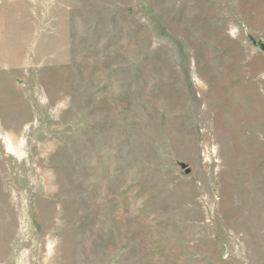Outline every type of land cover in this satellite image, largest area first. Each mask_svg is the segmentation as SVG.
I'll use <instances>...</instances> for the list:
<instances>
[{
	"label": "rangeland",
	"instance_id": "374dc122",
	"mask_svg": "<svg viewBox=\"0 0 264 264\" xmlns=\"http://www.w3.org/2000/svg\"><path fill=\"white\" fill-rule=\"evenodd\" d=\"M260 44L264 0H0V264H264Z\"/></svg>",
	"mask_w": 264,
	"mask_h": 264
},
{
	"label": "water",
	"instance_id": "95a60500",
	"mask_svg": "<svg viewBox=\"0 0 264 264\" xmlns=\"http://www.w3.org/2000/svg\"><path fill=\"white\" fill-rule=\"evenodd\" d=\"M260 47L262 48V49H264V47L260 44ZM186 173H188V170H186Z\"/></svg>",
	"mask_w": 264,
	"mask_h": 264
}]
</instances>
